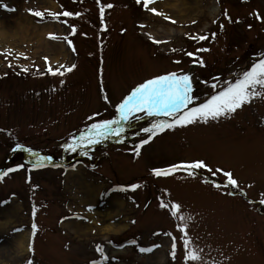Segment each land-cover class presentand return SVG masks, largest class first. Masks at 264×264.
Returning a JSON list of instances; mask_svg holds the SVG:
<instances>
[{"label":"rangeland","instance_id":"1","mask_svg":"<svg viewBox=\"0 0 264 264\" xmlns=\"http://www.w3.org/2000/svg\"><path fill=\"white\" fill-rule=\"evenodd\" d=\"M165 1L177 6L179 15L153 14L136 0H0V173L23 165L0 181V264H100L106 257H113V264H185L181 222L161 202L179 204V215L191 217L190 247L199 250L202 264H264V97L230 116L160 132L139 156L136 146L149 138L142 129L174 117L135 112L113 126L123 131L108 134L106 144L67 150L92 124L118 120L117 105L149 79L190 74L192 105L264 58V0H156L149 8ZM30 9L43 12V19ZM49 11L79 15L56 19ZM45 26L53 28L45 41L64 43L66 59L55 61L41 41L39 29ZM196 35L209 39L189 38ZM73 64L76 68L67 72ZM214 77L220 82L216 89L210 87ZM16 145L25 146L28 160L62 163L37 167L19 151L12 160ZM199 160L207 167L191 175L184 169L166 177L152 174ZM224 172L233 174L236 187L227 184ZM133 184L140 187L132 191ZM93 205L101 212L117 210L115 222L127 223V230L103 236L75 228L70 222L85 218ZM33 223L38 226L34 236ZM25 232L27 251L18 253L16 240Z\"/></svg>","mask_w":264,"mask_h":264},{"label":"snow or ice","instance_id":"2","mask_svg":"<svg viewBox=\"0 0 264 264\" xmlns=\"http://www.w3.org/2000/svg\"><path fill=\"white\" fill-rule=\"evenodd\" d=\"M97 3H100V0H97ZM137 4L143 5V7L151 11L156 15H164L162 12H158L155 7L149 8V5L155 4L156 0H136ZM3 7L7 8V5H3ZM107 8H112L113 5L108 4ZM11 11H15V9H11ZM29 12L43 19L44 13L40 11L29 10ZM105 12V6L100 7L101 18H103ZM49 15L59 19L60 15L64 17H72L74 15L78 16L79 13H72L69 11H64L62 13H53L48 12ZM227 16V13H225ZM165 19H169L171 23H176L175 20H172L168 16H164ZM259 18V17H258ZM231 22V18L228 17ZM66 23V21H65ZM221 29H223V25H221ZM73 34H75V28L72 29ZM215 33L212 34V38H215ZM51 39H56L57 37L54 34H50ZM192 40L197 42L204 41L209 39L206 35H196L189 37ZM67 39V37H65ZM69 46L72 47V50L75 51L74 46L72 45V41H67ZM154 43H166V41H159L153 39ZM173 51H176L173 49ZM210 51L207 48H198L197 52H206ZM11 53H8L10 55ZM187 56L193 58V63H198L199 66L204 67V61L202 58H197L195 53L186 52ZM47 61V58H45ZM176 63H180V61H176ZM11 67V64H9ZM63 67V66H61ZM76 68V65L73 64L66 69L67 72H72ZM23 71H27V69H23ZM49 72L53 75H64V72L59 71V69L53 71L49 68ZM216 83L210 85L213 89L220 87L219 78L214 77ZM207 84V81H204ZM226 84L219 92L211 95V97L199 107L188 109V111H184L188 107L189 104L193 102V87H192V77L190 74H177L176 72H171L166 75H160L153 79H149L146 82L140 84L136 87L129 96H127L119 105H117L116 111L119 114V119L113 120H104L99 123H94L90 126L87 135H81L80 142H73L72 144H68L66 147L71 151H75L76 148L80 147L81 143L86 144H96L99 143L101 138H107L108 134L119 136L123 129L113 128L112 126L115 124H119L121 121H127L130 119L131 115L135 112L143 111L147 113L149 116H159L161 114L165 116L175 117L171 122L167 120L158 121L153 124L151 127L142 129L143 132L149 134L148 139H144L141 141L139 145L136 146V155H140V149L148 144L152 137L156 136L160 132L165 130L174 129L176 127H186L188 125L204 122L207 123L209 119L216 120L219 117H227L231 114L235 113L238 109L242 108L246 103H250L252 99L256 97H264V58H261L258 62L253 63L252 66L243 71V73L238 76L234 82L226 81ZM107 100V97H104ZM32 155H36L32 153ZM38 159L41 161L43 158ZM41 166L38 164L37 167ZM207 165L204 161H193L190 163H181V164H173L167 168H156L152 170V174L156 177H166L172 175L176 171L180 169H184L189 171L191 175L194 170L204 169ZM20 168H23V165L18 166V168H10L7 172L0 173V181L4 179L5 176L9 174V172L18 171ZM211 171V169H208ZM223 175L227 178V184L233 187L237 186V181L233 178V174L231 172H224ZM139 184H133L130 186L132 191H135L139 188ZM216 187H220V185H216ZM120 190H128V189H120ZM260 203L264 204V200H261ZM161 208H170L171 214L181 223L177 225L178 231L182 233L183 244H184V252H185V264H202V256L200 255L199 250L190 247L191 241L188 238V221L191 220V217H185L179 215L180 205L172 204L168 205L164 202L160 204ZM33 215L35 216V208L33 211ZM38 230V226L33 223L32 224V233L33 236ZM168 235L171 236V233ZM155 247H159L156 245ZM32 249L30 248V251ZM141 252H150L152 248H140ZM97 251L103 252L100 246L97 247ZM176 254V240L173 237L172 242V253L173 259H175ZM28 264H32L31 261ZM93 264H96L94 261Z\"/></svg>","mask_w":264,"mask_h":264},{"label":"bare ground","instance_id":"3","mask_svg":"<svg viewBox=\"0 0 264 264\" xmlns=\"http://www.w3.org/2000/svg\"><path fill=\"white\" fill-rule=\"evenodd\" d=\"M186 0H181L180 4H184ZM174 7L177 6H168V4L165 1V4H161V5H156L155 8L157 9L158 12H162V13H169V14H178L179 12L177 10H175ZM171 9L170 11H168V9ZM173 13H172V12ZM38 26L33 25L31 28L34 30V32L37 31ZM53 30V28L50 26H45L43 28H40L39 31H41L39 33V36H41L42 40L41 41H45V36L46 33L48 31ZM44 45L46 46V48H51V50L53 51L55 56V61L59 60V59H66L68 56V51L66 48V45L64 43H50V42H44ZM88 194H91L92 189L88 188ZM96 196V194H95ZM95 202V200H94ZM117 210H111L110 212H101L100 210H98V208L93 205L89 211L88 214L86 215L85 218H81V219H77L75 221L70 222L73 226H75V228H79L82 231H84L83 233L87 235L88 231L90 233H94L96 235L100 234V235H105V234H119L125 230H127L128 228V224L120 221L119 223L115 222V214L114 212H116ZM113 213V214H112ZM103 222H108V223H104ZM28 236L29 234L25 232L20 234L16 240V251L18 253H26L27 251V247H28ZM156 256L158 257V260L160 259V261L164 260V254H162L161 250H156L155 252ZM113 262H115L113 260V257H106L104 258L100 264H113Z\"/></svg>","mask_w":264,"mask_h":264},{"label":"trees","instance_id":"4","mask_svg":"<svg viewBox=\"0 0 264 264\" xmlns=\"http://www.w3.org/2000/svg\"><path fill=\"white\" fill-rule=\"evenodd\" d=\"M17 157V156H16Z\"/></svg>","mask_w":264,"mask_h":264}]
</instances>
